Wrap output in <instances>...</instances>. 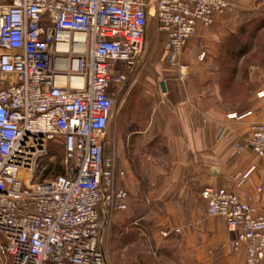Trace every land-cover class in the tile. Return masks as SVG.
Here are the masks:
<instances>
[{
	"label": "built area",
	"instance_id": "2783aa9c",
	"mask_svg": "<svg viewBox=\"0 0 264 264\" xmlns=\"http://www.w3.org/2000/svg\"><path fill=\"white\" fill-rule=\"evenodd\" d=\"M229 6L11 0L0 13V264H111L108 219L129 209L130 196L118 185L125 171L110 127L118 88L142 60L148 18L167 36L168 62L179 65L197 26H212ZM52 143L64 150V175L35 182ZM247 146L264 159L263 124L252 126ZM253 170L236 176L237 188ZM201 199L234 234L233 250L245 247V264H264V214L225 188H206ZM172 233L181 230L162 234Z\"/></svg>",
	"mask_w": 264,
	"mask_h": 264
},
{
	"label": "crops",
	"instance_id": "0c3cea01",
	"mask_svg": "<svg viewBox=\"0 0 264 264\" xmlns=\"http://www.w3.org/2000/svg\"><path fill=\"white\" fill-rule=\"evenodd\" d=\"M228 1L229 9L212 26H197L179 58L182 68L168 64L166 54L162 63L150 60L137 73L134 130L118 144L119 167L126 175L118 185L129 193V209L149 211L135 222L152 219L159 227L180 229L165 246L177 247V257L189 264H245V247L234 251L235 236L226 222L208 215L204 189L233 191L264 214V159L247 146L252 126L264 125V0ZM260 18L254 41L262 36L261 62L250 65L246 76L235 70L230 77L231 84L246 79L251 88L227 100L214 69L246 63L253 51L234 61L220 58L228 39ZM153 42L152 37L147 46ZM202 53L206 57L199 60ZM252 168L237 188L236 176Z\"/></svg>",
	"mask_w": 264,
	"mask_h": 264
},
{
	"label": "rangeland",
	"instance_id": "374dc122",
	"mask_svg": "<svg viewBox=\"0 0 264 264\" xmlns=\"http://www.w3.org/2000/svg\"><path fill=\"white\" fill-rule=\"evenodd\" d=\"M10 4L11 0H0V13L4 12ZM258 21L260 22L261 18L249 22L247 21L243 25L245 33H242V31L239 32L240 39L243 41L244 51H242L238 58H244L247 52L253 51L246 63L238 67L232 65L231 68L228 65L222 66L219 64L220 66L214 69V73L217 75V83H221L222 88L226 91L225 96L227 100H231V96L233 97L234 92L246 91L251 88L250 83L247 82L246 79L237 82L236 78L231 84L230 77L231 75H235H233L235 70L236 73L239 71L240 75L246 76L250 65L256 64L259 61L261 62L262 36H259V43L254 41V37H256L258 33L257 30H259ZM159 34L157 22L154 17L150 16L148 18L142 60L134 70L126 72L128 74V81L118 88L115 98L114 117L110 127V137L116 142V153L118 152L120 139H123L126 134L134 130L133 97L139 90L138 85L135 84V76L138 75L137 73H140L143 67L149 65L150 60H156L162 63L163 59L166 57V42L163 38H159ZM152 37L154 39L153 45L151 47L147 46ZM224 49V53H222L220 60L224 61L225 59L226 61L228 59L229 61L230 56L226 57L227 54H225V51L228 49L227 47ZM235 58L236 57H232L233 60ZM167 63L170 64L168 61ZM178 63L180 68H182L183 65H181L180 62ZM64 159V150L60 145L52 143L49 148L48 156L43 160V170L41 169L36 173L34 178L35 182H43L54 178L56 171L50 172L45 176V170L49 167L54 168L58 165L64 166ZM148 213L149 211H147L144 206H141L138 210L128 209L126 212H118L112 215L111 218L109 217L104 242L111 264H189L188 260L177 257V247L165 246L164 241H166L168 237H164L162 233L170 228L159 227L152 219L135 222L137 220L135 218H143L148 215Z\"/></svg>",
	"mask_w": 264,
	"mask_h": 264
},
{
	"label": "trees",
	"instance_id": "16d2710c",
	"mask_svg": "<svg viewBox=\"0 0 264 264\" xmlns=\"http://www.w3.org/2000/svg\"><path fill=\"white\" fill-rule=\"evenodd\" d=\"M262 22H259V24H258V26H260L261 27V24ZM242 31V33L245 31V29H241L239 32H241ZM245 33V32H244ZM243 41L240 39V36H239V33H237V34H234V35H232L229 39H228V44H227V49L228 50H226L225 51V54H227L226 55V57L228 56H232L233 58L234 57H236V58H238L239 56H240V54L242 53V51H244V48H243V43H242ZM235 58V59H236ZM234 59V60H235ZM233 60V61H234ZM224 61H225V59H224ZM230 68L232 67V66H229ZM234 70V69H233ZM61 147V146H60ZM62 148V147H61ZM63 149V148H62ZM56 171V173H55V177H57V176H62V175H64V168H63V166H60V165H58V166H55L54 168H52V167H49V168H47L46 170H45V173H44V175L45 176H47L50 172H55ZM54 177V178H55Z\"/></svg>",
	"mask_w": 264,
	"mask_h": 264
},
{
	"label": "bare ground",
	"instance_id": "6f19581e",
	"mask_svg": "<svg viewBox=\"0 0 264 264\" xmlns=\"http://www.w3.org/2000/svg\"><path fill=\"white\" fill-rule=\"evenodd\" d=\"M27 180H30V175H27Z\"/></svg>",
	"mask_w": 264,
	"mask_h": 264
}]
</instances>
